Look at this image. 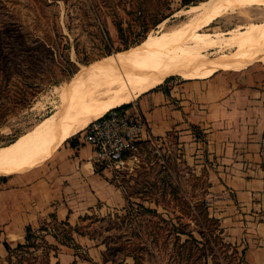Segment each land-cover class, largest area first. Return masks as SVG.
<instances>
[{"label": "rangeland", "instance_id": "rangeland-1", "mask_svg": "<svg viewBox=\"0 0 264 264\" xmlns=\"http://www.w3.org/2000/svg\"><path fill=\"white\" fill-rule=\"evenodd\" d=\"M86 1L92 3L94 13ZM115 1L129 36L141 31L140 21L151 20L149 11L141 16L133 12L130 3L135 0ZM106 3L0 0V146L34 130L63 107L85 68L127 50L105 56L107 50L123 46L105 6L112 2ZM189 6L174 0L171 7L179 9L148 35L194 18L197 12ZM261 22L264 5L255 3L228 11L199 32H237ZM99 23L110 41L102 39ZM232 51L212 47L204 53L216 57ZM175 77L184 76L166 79ZM80 131L74 137H80ZM191 154L173 135L140 141L136 150L127 152L125 165L109 178L123 191V209L83 217L76 226L51 220L32 229L22 247L13 244L0 264H59V251L65 246L77 257L69 264H246L245 248L229 239L209 194L205 170L192 162ZM8 175H0V180Z\"/></svg>", "mask_w": 264, "mask_h": 264}, {"label": "crops", "instance_id": "crops-1", "mask_svg": "<svg viewBox=\"0 0 264 264\" xmlns=\"http://www.w3.org/2000/svg\"><path fill=\"white\" fill-rule=\"evenodd\" d=\"M262 64L165 79L131 107L147 121L143 140L173 135L204 168L221 224L229 239L245 248L246 264H264ZM74 136L31 163V169H16L0 180V258L7 254L4 243H21L27 227L37 229L51 220L76 226L83 217L124 208L125 196L109 179L112 173L98 169L93 147ZM75 258L65 246L57 260L69 264Z\"/></svg>", "mask_w": 264, "mask_h": 264}, {"label": "bare ground", "instance_id": "bare-ground-1", "mask_svg": "<svg viewBox=\"0 0 264 264\" xmlns=\"http://www.w3.org/2000/svg\"><path fill=\"white\" fill-rule=\"evenodd\" d=\"M255 3L264 5V0H203L189 6L197 15L188 22L158 35L149 34L137 46L85 68L63 107L34 130L0 146V175L42 159L93 119L130 103L171 75L203 77L220 69L241 70L255 62L264 63V22L237 32H199L228 11ZM212 47L234 51L210 57L204 50Z\"/></svg>", "mask_w": 264, "mask_h": 264}, {"label": "built area", "instance_id": "built-area-1", "mask_svg": "<svg viewBox=\"0 0 264 264\" xmlns=\"http://www.w3.org/2000/svg\"><path fill=\"white\" fill-rule=\"evenodd\" d=\"M146 128L147 121L136 108L118 106L88 123L79 138L93 147L95 166L113 173L125 165L127 152L136 150ZM260 152L264 155V129Z\"/></svg>", "mask_w": 264, "mask_h": 264}, {"label": "trees", "instance_id": "trees-1", "mask_svg": "<svg viewBox=\"0 0 264 264\" xmlns=\"http://www.w3.org/2000/svg\"><path fill=\"white\" fill-rule=\"evenodd\" d=\"M110 1L112 3L108 4L110 7L106 6L107 11L109 12L111 18H112V22L118 32V36L123 40V46L122 48H119L117 50H113V52H111L112 50L109 49L107 50L105 53L106 55H110L114 52L120 51V50H124V49H128L130 46L136 45L138 43H140L142 40L145 39V37L148 35L149 30L152 27H156L157 25H159L161 22H163L166 18H168L169 16H171L172 14H174L178 9V8H173L171 7V4L174 2V0H135L134 2H131L130 4L133 5V12L138 13L140 16L144 13H146L147 11H149L151 14V20L148 22L147 20L145 21H140V30L138 33H135L132 36H129L126 31H128V29L123 27V21L119 15V11L117 10V8H119V5L115 4L116 1L115 0H104V4ZM120 1V0H118ZM203 0H179V3L181 6H189V5H196L197 3L201 2ZM86 3H88V5H90L92 12L94 13V8L92 3H89L88 1H86ZM107 4V3H106ZM153 4V5H152ZM121 6V5H120ZM125 8V7H122ZM153 11V12H152ZM146 17V16H145ZM98 27L100 35L102 36V39L105 41H110V36L107 33V29H105L104 27H102V25L99 23ZM90 63V62H89ZM80 74V73H79ZM79 74L77 75L76 78L79 77ZM123 108L129 107L131 106L130 103H126L121 105ZM13 141V140H12ZM64 226H69L67 222H62L61 223ZM32 228L31 227H27L26 228V233H25V240H29V237L31 236ZM4 246L7 250V252H11V246L8 243H4ZM23 244L22 243H18L17 247H22ZM243 254V251L241 252Z\"/></svg>", "mask_w": 264, "mask_h": 264}]
</instances>
